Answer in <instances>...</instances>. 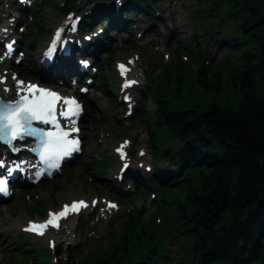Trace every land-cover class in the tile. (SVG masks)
<instances>
[{"label":"rangeland","instance_id":"1","mask_svg":"<svg viewBox=\"0 0 264 264\" xmlns=\"http://www.w3.org/2000/svg\"><path fill=\"white\" fill-rule=\"evenodd\" d=\"M113 1L77 0L72 10H81L84 6L91 8L99 3L112 7ZM202 2L203 0H151L148 7L154 20L153 29H147L143 34L144 27L150 23L143 14H129L128 32L111 34L112 43L95 56L91 65L94 70L93 86L82 99L89 108L82 124L79 157L55 179L15 189L9 201L0 205V264H78L81 261L96 264L98 260L107 261L112 251L121 255V258L128 257V241L139 251L145 247L148 236L150 242L154 240L157 231L155 227L159 224L155 211H162L165 201L173 204L171 200L180 198L181 192L173 188L166 192L151 189L149 182L141 185L138 190L126 175L118 184L114 183L113 180L118 177L122 167H118L119 162L113 149L119 143L127 142L124 149L127 155L142 152L143 156L136 161L138 164H131V168H139V173L140 169L142 171L148 166L157 175H161L162 169H170L165 159L155 161L153 158L148 132L160 133L154 125V112L157 108L155 98L158 93L174 82L178 85L176 80L179 78L182 82L184 76L189 81L184 83L183 91L173 102L182 106L202 107L213 103L221 109H237L241 95L231 84L224 82L219 89H204L200 84L192 86L196 66L184 47L187 45L189 49H196L191 41L193 37L199 38L204 45L202 54L205 58L201 63L207 69L215 68L219 72L227 65L238 67L233 51L217 49L220 41L224 38L231 39L235 35L233 23L211 18L210 13H204L200 9ZM61 5H65V1L35 0L30 6V12L21 16L17 12L16 0H0V29L13 25L16 21L21 23L15 28L22 31L20 46L23 61L20 65H12L1 56L0 49V71L6 73V79L11 84L17 80H37V76L27 72L35 66L36 53L47 37L40 26L43 24V28L49 31L62 14L59 13ZM112 14L111 12L110 15ZM98 27L103 30V25ZM110 33L111 31L108 32ZM102 39L104 43L108 41L104 35ZM26 43L30 47L26 48ZM31 50L33 53L29 55ZM18 56L16 54L13 57ZM132 58L135 59V64L130 65ZM117 62L129 64L130 72L127 77L135 76L133 81L136 88L124 90L127 93L125 96H130L127 104H117V100L115 101L120 88V81L114 71ZM25 67L26 75L20 74L19 70ZM59 83L56 81L54 86L64 88ZM104 84L109 89L105 90ZM71 90L77 92L73 88ZM91 106L94 110H90ZM127 106H130L131 114L125 117ZM159 136L164 137L163 134ZM172 145V142L163 144L166 147ZM174 146L178 148L181 144ZM70 194L75 200H79L81 197L77 195L81 194L96 203L93 206L91 202H87L88 208L81 215L68 220V243L58 248V256L54 257L53 250L49 251L45 245L47 236H54L56 233L36 239L24 236L19 229L13 227L18 217L27 221L43 220L47 211H55L60 204H66ZM107 201L116 203V209L105 207ZM165 211L169 215L172 209L168 206ZM158 227L165 228L166 225L159 224ZM180 238V235H175L169 242L167 238L162 241L161 250L169 259L175 260L179 253L177 241ZM133 263L134 259L128 258V264Z\"/></svg>","mask_w":264,"mask_h":264},{"label":"trees","instance_id":"2","mask_svg":"<svg viewBox=\"0 0 264 264\" xmlns=\"http://www.w3.org/2000/svg\"><path fill=\"white\" fill-rule=\"evenodd\" d=\"M75 1L65 0L63 11ZM150 3L124 0L121 13L151 18ZM202 3L200 9L211 18L233 23L235 35L220 41L217 49L233 51L238 67L227 65L219 72L207 69L201 63L204 45L193 37L196 49L186 47L196 66L192 86L219 89L225 82L240 92L241 100L236 110L221 109L213 103L207 107L178 105L172 100L189 81L185 76L182 82L176 80L178 85L174 82L161 89L154 112V125L160 133L148 132V141L155 161L165 159L170 169L151 177L149 183L151 189L163 192L173 188L181 197L172 199L173 204L165 201V208L155 211L159 224L166 227L156 224L152 242L148 236L145 247L137 251L127 240L128 257L121 258L112 251L105 263L98 260L96 264H128V258L134 259L133 264H264V178L259 166L264 157V0ZM108 14L109 10L99 12L93 19ZM26 72V68L19 70L22 75ZM104 89L109 87L104 84ZM164 142L173 145L166 147ZM131 176L138 190L148 184L135 173ZM168 206L172 209L169 215L165 211ZM175 235L181 238L173 260L161 249L162 241L167 238L169 242Z\"/></svg>","mask_w":264,"mask_h":264},{"label":"snow or ice","instance_id":"3","mask_svg":"<svg viewBox=\"0 0 264 264\" xmlns=\"http://www.w3.org/2000/svg\"><path fill=\"white\" fill-rule=\"evenodd\" d=\"M68 19L71 21V17ZM72 30H75V22H72ZM62 31L63 29H58L54 34L51 41L52 46L47 52L49 58L56 50L57 44L61 42ZM7 47L10 52L11 45ZM119 67L123 75L127 69L123 64ZM17 83L19 85L18 98L16 96L5 97L3 92L7 89L0 90V143L8 145L13 151H19L20 149L14 142L33 138L35 143L31 150L38 152L40 162L50 169L58 168L62 158L79 150V141L72 138V133L79 131L75 127L76 121L73 117L79 115L81 106L75 99L63 98L55 91L43 89L34 84L25 85L22 81ZM132 83L135 82H128L129 85ZM61 120L66 122V126L61 125ZM37 124L49 127L42 128L36 126ZM118 151L123 157L122 147ZM22 163L8 167L6 162L0 159V168H4L7 175L11 176L21 167ZM7 191V179L0 178V192L7 193ZM82 207H87L84 201L73 202L70 206L64 205L61 211L49 213L46 222L31 224L26 231L43 235L44 230L49 226L60 227L59 221L62 218H66L71 212L79 211ZM109 207L114 208L115 205H109Z\"/></svg>","mask_w":264,"mask_h":264},{"label":"bare ground","instance_id":"4","mask_svg":"<svg viewBox=\"0 0 264 264\" xmlns=\"http://www.w3.org/2000/svg\"><path fill=\"white\" fill-rule=\"evenodd\" d=\"M34 18V17H33ZM55 18V17H54ZM147 29H153L152 27H144V29H143V34H144V32L147 30ZM129 30V29H128ZM128 30H126L127 32H128ZM126 31H124V30H121L120 28H116L115 30H114V34H118V33H121V32H126ZM130 38H132V36H130ZM112 40H108L107 42H105V43H103L100 47H99V49L98 50H103L104 48H106V47H108V45H110L112 42H111ZM186 47H187V45H185ZM186 47H184V49H185V51H186ZM22 52V51H21ZM79 58V56L78 55H75L74 56V59L75 60H77ZM130 65H132V64H135V59L134 58H132V59H130ZM46 78L47 79H49L50 81H53V82H56V81H59V82H65L66 81V78L63 76V73H47L46 72ZM82 77V76H81ZM126 77H127V75H126ZM135 78V76H129L128 78H125V81H129V80H133ZM3 80H5L4 82H3ZM0 90H2V89H7V91H4L3 92V95L4 96H7V95H12L13 96V94L14 93H16L17 91H18V88L19 87H15V82L13 83V84H11L10 82H9V80L8 79H6V73H4L3 71H0ZM134 85H135V83H134ZM133 89H135L136 88V86H133L132 87ZM131 88V89H132ZM125 90H127V89H125ZM90 110H94V108L91 106L90 107ZM106 112H108V110H106ZM117 147H114V149H116ZM115 158H117L116 156H115ZM118 159V158H117ZM137 161V159L135 160V162ZM135 162H131V164H134ZM138 163V162H137ZM123 166V164H121V163H119L118 164V167H120V166ZM166 172V168L163 170L162 169V171L160 172V174L162 175V174H164ZM155 175H157V174H154V171H153V169L151 170V168L148 166L146 169H143L142 171H141V169H140V173H139V177H140V179L143 181V182H146V181H148L151 177H153V176H155ZM157 176H160V175H157ZM109 178H111V177H109ZM109 180H111L112 181V178L111 179H109ZM114 181V183H116V184H118L119 182H117L116 180H113ZM116 181V182H115ZM72 194H70V197L67 199V201L68 202H70V201H74L76 198H74L73 196H71ZM80 199V201H86V202H90L92 199H87V198H84V197H82L81 196V194H78L77 195ZM78 199V198H77ZM105 204H106V202H105ZM68 220H69V218H66L65 220H63L62 221V223H61V229L59 230V232H57L54 236H51V235H49V236H47V239H46V242H45V245L47 246V248H48V250H52V249H55V248H60L61 246H64V245H66L67 243H68V240L66 239V236H67V230H68V225H67V222H68ZM28 221L25 219V218H23V217H18L17 219H16V221L14 222V228H17V229H19V231L21 230V228L23 227H25V225H26V223H27ZM42 237H44L43 235H42ZM41 237V238H42Z\"/></svg>","mask_w":264,"mask_h":264},{"label":"water","instance_id":"5","mask_svg":"<svg viewBox=\"0 0 264 264\" xmlns=\"http://www.w3.org/2000/svg\"><path fill=\"white\" fill-rule=\"evenodd\" d=\"M260 168L263 174V178H264V157L260 160ZM59 254L58 250H55L54 255L57 256Z\"/></svg>","mask_w":264,"mask_h":264}]
</instances>
